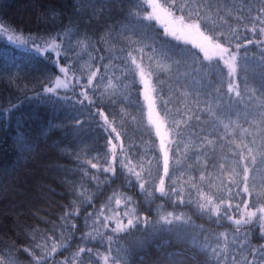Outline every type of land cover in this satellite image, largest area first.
Listing matches in <instances>:
<instances>
[{
    "label": "trees",
    "instance_id": "trees-1",
    "mask_svg": "<svg viewBox=\"0 0 264 264\" xmlns=\"http://www.w3.org/2000/svg\"><path fill=\"white\" fill-rule=\"evenodd\" d=\"M157 9L0 0V264H264V0Z\"/></svg>",
    "mask_w": 264,
    "mask_h": 264
},
{
    "label": "rangeland",
    "instance_id": "rangeland-1",
    "mask_svg": "<svg viewBox=\"0 0 264 264\" xmlns=\"http://www.w3.org/2000/svg\"><path fill=\"white\" fill-rule=\"evenodd\" d=\"M146 4L150 7L151 11L158 13L157 9V0H145ZM162 17V16H160ZM165 19V17H162V20ZM0 35L6 38L9 42H11L16 48L23 50L25 52H30L34 54H39V55H50L53 54L54 58L56 59V53L55 50L52 48V44L46 43L43 44L42 42L38 45H34L30 40L23 38L19 35H15L8 31L7 29L3 28L0 26ZM40 49L39 52H37V49ZM63 67L65 69L64 72H60V68ZM61 67H57L58 69V76L54 80V82L48 86L53 89L52 92H46L45 89L48 88L46 87L43 91V95L47 94H53V95H59V96H67V95H73L77 96L81 101H87L86 96L81 92L77 91L74 87V84L71 81V73L72 70L70 69L69 65H64ZM59 79L61 84L59 87L56 85V80ZM99 116L101 120L107 124L110 128L109 123L107 122L105 116L103 113H99ZM110 131L112 133V137L114 139V150L115 153L119 152L121 150V140L116 132H114L111 128ZM114 153V155H115ZM92 170L94 173L98 176L101 175L102 173H113V164H109L107 166H93ZM242 200V199H241ZM244 221L242 218L240 219V222ZM249 226V225H248ZM251 227V226H249ZM252 230H254V226H252ZM96 257L99 261L100 264H123V260L121 261L120 258L114 256L109 248H105L104 250H100L96 252ZM220 255H218L219 257ZM249 264V262L247 263Z\"/></svg>",
    "mask_w": 264,
    "mask_h": 264
},
{
    "label": "snow or ice",
    "instance_id": "snow-or-ice-1",
    "mask_svg": "<svg viewBox=\"0 0 264 264\" xmlns=\"http://www.w3.org/2000/svg\"><path fill=\"white\" fill-rule=\"evenodd\" d=\"M39 51H40V49L38 48V49H37V52H39ZM64 71H65V69H64L63 67H61V68H60V72H64ZM60 84H61L60 80L57 79V80H56V85H57V87H59ZM45 91H46V92H52L53 89H52L51 87H48V88L45 89ZM15 110H16V108H10V109H9V115L11 116L12 113H13ZM0 115H2V113H0Z\"/></svg>",
    "mask_w": 264,
    "mask_h": 264
}]
</instances>
